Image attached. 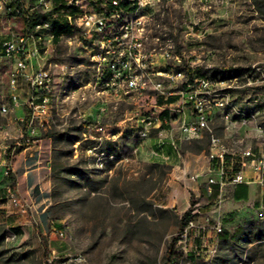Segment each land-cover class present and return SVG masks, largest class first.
<instances>
[{"label":"rangeland","instance_id":"374dc122","mask_svg":"<svg viewBox=\"0 0 264 264\" xmlns=\"http://www.w3.org/2000/svg\"><path fill=\"white\" fill-rule=\"evenodd\" d=\"M46 2L19 0L23 14L0 12V32H22L25 15L48 16ZM133 19H143L147 48L178 55L180 62L159 57L161 69L186 73L189 68L214 79L216 92L231 96L223 109L250 116L229 122L222 108H214L209 130L198 139L178 141L176 151L156 149V133L145 140L122 133L93 149L97 143L94 133H85L88 125L127 128L129 123L121 121L147 97L107 101L101 112V99L90 87L93 51L82 30L63 35L58 44H39L41 64L54 78V96L47 123H32L35 133L0 149V264H164L187 190L194 184L203 189L211 174L199 170L201 159H208L211 136L234 154L250 149L264 157V0H152ZM9 72L0 59V105L10 103ZM175 84L180 88L179 80ZM212 94L203 96L211 100ZM27 97L22 84L25 114ZM17 115V110L0 115V124L17 121ZM26 137L41 140L42 194H11V161ZM34 163L26 166L33 169ZM231 189L229 184L220 188L218 204L215 195L193 194L194 220L205 229L201 239L190 238L187 253L176 241L172 264H264V173L244 200H235Z\"/></svg>","mask_w":264,"mask_h":264},{"label":"built area","instance_id":"2783aa9c","mask_svg":"<svg viewBox=\"0 0 264 264\" xmlns=\"http://www.w3.org/2000/svg\"><path fill=\"white\" fill-rule=\"evenodd\" d=\"M151 1L137 0V4L130 7H139V10H142ZM118 2L119 0H109V3L81 0L79 14L83 19V29H76L74 23L65 21V13L70 12L68 0H51L50 4L45 5L47 12H51V8L55 6L61 9L62 20L52 16L53 20L70 24L72 33L82 30L90 43L94 68V80L90 87L101 99V112L106 111L107 101L129 102L144 95L148 99L142 104L137 100L135 110L121 121L129 123L127 128L125 126L120 128L119 123L115 124L118 128L92 124L86 127L85 133L96 135L91 136L97 143L93 149L100 147L103 142H115L122 133L133 134L141 140L148 139L152 133H156L158 149L168 146L176 151L178 141L202 137L204 132L209 130L214 108H225L231 96L228 93L221 95L216 92L217 82L214 79L197 75L194 71L189 78L183 70L173 72L172 66L161 69L159 57L162 60L172 59L178 62L180 59L169 49L146 47L143 19L130 32H106V24H112L116 18ZM16 3L17 0H14V6L5 7L3 0H0V12L10 15L14 11H23ZM25 17L27 19L29 15ZM53 38V32H38V28H30V22L27 21L22 32H0V59L10 68L8 74L10 103H1L0 115H6L10 111V106H21L20 90L21 85L25 84L28 89L25 109L29 113L27 129L30 135L35 132L32 123L40 125L47 123L54 96V78L41 64L42 56L39 49L41 43L52 44ZM178 80L180 88L175 84ZM211 91L212 98L208 100L203 95ZM222 113L229 122L233 117L243 119L245 122L250 116L233 107L230 111L223 109ZM2 126L3 124H0V130ZM208 160L212 169L219 174L218 180L208 178L206 182L208 193L213 192L214 184H218L220 189L227 184L251 183L253 179L246 177V170H251L259 176L264 173L263 156L255 155L250 149L242 150L240 154L229 152L214 136L210 139ZM195 177L192 176V179ZM220 202L221 198L218 196L216 203ZM197 213V208L190 211V218L178 235L177 241L185 253L188 252L190 238L194 236L201 239L205 229L196 224L194 217ZM213 229L219 234L220 223H216Z\"/></svg>","mask_w":264,"mask_h":264},{"label":"crops","instance_id":"0c3cea01","mask_svg":"<svg viewBox=\"0 0 264 264\" xmlns=\"http://www.w3.org/2000/svg\"><path fill=\"white\" fill-rule=\"evenodd\" d=\"M11 111L17 110L18 115L16 116V119H18L20 122H23L25 117V111H23L22 107H13V109H10ZM17 121H9L5 124H3L1 130H0V149H5L8 147L7 142L10 141L13 138L17 137H23L25 134H27L28 129L24 130L23 127H21L18 124ZM35 133V132H34ZM30 135V134H28ZM25 142H23V148L19 149L17 153L14 155V160L11 161V167L12 170L15 172V180L13 182L12 186V192L11 194H42L43 193V172H40V169L42 167L41 155H40V149H41V140H30L28 137H26ZM29 140V141H28ZM17 145H20L22 143L16 142ZM25 144V145H24ZM14 144L12 143L11 146ZM170 147L166 146L163 147L161 150H167ZM30 149L33 152H29ZM156 149H158L156 147ZM27 154L29 156H27ZM179 154V153H178ZM180 155V154H179ZM32 156V158H30ZM163 158H170L169 155L162 154ZM167 159V160H168ZM34 161L35 168L29 169V167L26 166V161ZM2 162H4L2 160ZM190 168V165H188V169ZM201 174H206L207 172H210L209 177H213L215 180L219 179V174L216 170H210V163L207 158L201 159V166L199 167ZM246 177L252 178L253 181L249 184H238V185H232V197L234 198V194L240 193L243 189H245L247 197L249 194H251V191L253 189L254 181L259 177L257 173L252 172L251 170H246L245 172ZM208 180V178H207ZM207 180H203L205 183V186L203 189H199L198 185L194 184L189 187L188 194H194L195 196H198L199 194H208V195H215V197L220 196L219 194V187L218 184L213 185V192L208 193L206 189V182ZM10 191V190H7ZM190 197V196H189ZM246 197V198H247ZM189 199L187 198L186 204L182 206V212L186 211L189 207Z\"/></svg>","mask_w":264,"mask_h":264},{"label":"trees","instance_id":"16d2710c","mask_svg":"<svg viewBox=\"0 0 264 264\" xmlns=\"http://www.w3.org/2000/svg\"><path fill=\"white\" fill-rule=\"evenodd\" d=\"M19 1L17 0V3ZM98 3H109V0H97ZM18 6H20V4L18 3ZM130 3L126 4L125 1L123 0H119L118 2V6L117 8H119L123 13L125 14H132V13H135L136 10H137V7H130ZM135 6V5H134ZM70 7V12H66V13H72L73 15H76L77 13H80V8L78 7H75V6H69ZM129 10L127 11L126 10ZM53 12H58V13H62V10L57 8L56 6L53 8ZM79 10V11H78ZM51 12H48V15H50ZM46 17V16H45ZM34 19H37V18H33L32 16H29L27 18V22H30V21H33ZM55 21V20H53ZM52 21V32L54 33V38H53V43L55 44H58L61 40V37L65 34H72V31L70 30V28L64 26V25H61L60 23H58L56 21L53 22ZM63 26V27H62ZM192 72L193 70L187 68L186 69V74L189 78H191L192 76ZM172 99H170L171 101ZM161 102V100H160ZM28 124H29V113L28 111L26 110V114H25V117H24V120H23V129L26 130L28 128ZM247 197V194H246V191L245 189H243L240 193H235L234 194V199L235 200H244L246 199ZM194 204V199H193V194H190V197H189V207L186 211H184L181 215V217L178 219L177 221V233L176 235H174L169 247L167 248V252H166V260L164 262V264H172V262L175 260V258L177 257V254L174 252V245L178 239V235L179 233L183 230L184 226L187 224L189 218H190V211H191V206ZM16 231H18V229H16Z\"/></svg>","mask_w":264,"mask_h":264},{"label":"bare ground","instance_id":"6f19581e","mask_svg":"<svg viewBox=\"0 0 264 264\" xmlns=\"http://www.w3.org/2000/svg\"><path fill=\"white\" fill-rule=\"evenodd\" d=\"M81 0H68V7L69 6H75L81 9V5H79ZM126 2V0H123ZM128 3H130L131 6H134L137 4V0H127ZM5 7H12L14 6V0H3ZM51 3V0L49 2H46L45 5H48ZM53 8H51V16L48 15L46 17H42L33 21H30V28H38V32H52V21L53 17L62 18V13L53 12ZM79 11V10H78ZM80 12V11H79ZM139 12V7H137V10L135 13H123L119 8L116 6V18L113 19L112 24H106V32H130V30H133L136 26H138L139 22L138 20L134 21V16ZM15 15H21L23 14L22 11H14ZM53 16V17H52ZM130 16L129 19L124 20L120 25H118V22L123 20L124 17ZM14 17V16H13ZM24 18V17H23ZM25 20V18H24ZM65 21L67 23H74L75 28L83 29V19L80 17V14L77 13L76 15H73L72 13H65ZM56 23V21H53ZM61 25H64L68 28H70V24L62 23L61 21H57ZM118 26V27H117ZM63 27V26H62Z\"/></svg>","mask_w":264,"mask_h":264}]
</instances>
